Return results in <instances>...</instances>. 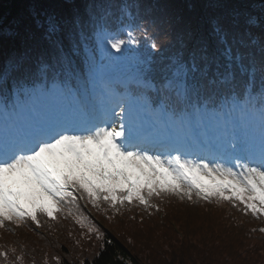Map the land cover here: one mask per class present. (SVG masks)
Segmentation results:
<instances>
[{"label":"snow or ice","instance_id":"1","mask_svg":"<svg viewBox=\"0 0 264 264\" xmlns=\"http://www.w3.org/2000/svg\"><path fill=\"white\" fill-rule=\"evenodd\" d=\"M89 15L87 21L77 20L78 42L71 33L68 40L75 55L83 46L90 72L95 66L90 42L117 53L123 52L126 43L139 44L131 27L126 29L125 40L109 30L106 15ZM118 23L123 25L124 21ZM248 23L264 29V20L252 18ZM58 30V25L50 24L46 38L51 39ZM212 32L223 45L220 55L224 71L218 75L220 83L231 85V112L238 113L244 122L258 120V140L233 136L209 144V158L201 162L186 159L182 148L173 144L149 145L131 115L125 122V110L119 104L120 111L111 110L121 120L118 128L110 126L106 118L91 124L60 121L33 114L36 110L30 109L27 114H18L11 124L7 119L0 124V227L5 221L29 218L39 226L37 213L55 219L54 213L68 208L71 214L70 206L85 196L93 207L106 203L115 209L134 201L147 205L153 196L176 195L191 200L195 193L209 202L212 198L239 202L254 215H264V40L260 41L261 57L257 61L242 50L247 47L242 38L233 37L229 42L230 30L221 21H212ZM55 43L63 57V71L71 76L73 61L60 41ZM151 46L157 48L156 44ZM198 71L195 63L191 67L180 64L159 90L184 100L198 97L217 83L215 77L205 79L206 72L197 80ZM46 72L47 66L42 67L41 75ZM7 77V70L0 72V87L7 86ZM146 86L156 88L151 82Z\"/></svg>","mask_w":264,"mask_h":264},{"label":"trees","instance_id":"2","mask_svg":"<svg viewBox=\"0 0 264 264\" xmlns=\"http://www.w3.org/2000/svg\"><path fill=\"white\" fill-rule=\"evenodd\" d=\"M121 1H133L151 32L157 34L155 51H181L205 66L223 47L212 32L213 20L229 28L230 42L233 37L249 41L250 32L264 40L259 25L248 23L253 17L247 4L257 0H0V65L9 55L28 49L25 41L36 38L37 30L48 33L42 14H58L64 29L71 30L78 15L85 19L100 3L116 5ZM13 15L19 17L20 26L26 24V31L22 28L18 33L10 23ZM16 34L19 40L14 41L12 35ZM156 200L165 208L166 220H177L188 232L186 239L176 235L170 224L162 225L157 213L131 204L115 208L117 216L106 210L105 220L117 238L90 220L84 229L76 231L65 209L54 213L57 226L53 231L59 233L62 243L75 249L74 257L66 252L65 245L56 244L57 250L53 249L28 227L18 234L33 253L45 258L43 264H264V240L253 239L251 232L257 219L244 214L239 202L217 198L209 202L195 193L191 200L176 195L156 196ZM119 220L126 229L122 234ZM1 229L6 239H15L4 226ZM254 243L258 251L251 254ZM241 249L247 252L245 256L238 254Z\"/></svg>","mask_w":264,"mask_h":264}]
</instances>
